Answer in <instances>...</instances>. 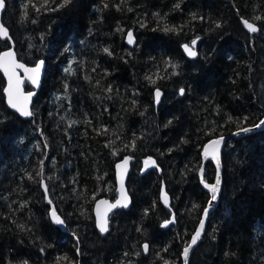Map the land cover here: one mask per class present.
Returning <instances> with one entry per match:
<instances>
[{"label":"trees","instance_id":"1","mask_svg":"<svg viewBox=\"0 0 264 264\" xmlns=\"http://www.w3.org/2000/svg\"><path fill=\"white\" fill-rule=\"evenodd\" d=\"M62 2L5 0L1 16L18 61L43 62L44 76L24 121L7 107L0 74V264H183L210 201L200 170L215 183L204 146L264 120V0ZM193 41L190 60L182 46ZM124 158L131 206L101 235L93 205L116 200ZM150 159L156 169L142 174ZM221 165L188 264H264V129L227 141ZM42 182L64 231L50 221Z\"/></svg>","mask_w":264,"mask_h":264},{"label":"water","instance_id":"2","mask_svg":"<svg viewBox=\"0 0 264 264\" xmlns=\"http://www.w3.org/2000/svg\"><path fill=\"white\" fill-rule=\"evenodd\" d=\"M4 10H5V7L3 9H0V21H1V16L4 13ZM244 21L245 20H241V24H242L243 28L245 29V31L248 34H250V35L256 34L257 31H258V29H257L256 32L249 31L248 28L245 27ZM0 25H2L1 22H0ZM128 39L129 38H128V34H127L126 39H125V43H126V45L129 48H133L135 46V40H134L133 35H132V41H133L132 43H129L128 42ZM0 41L1 42H9V44H10V49H7V50L3 51L2 53L7 52V51L13 52L16 62L18 64L23 65V67L16 68L15 69V74H16V77L19 80V93L21 94L22 101H23V98L24 97H28V94L29 93H32L31 97L28 98L27 101H26V103H27V109L31 112L32 101L35 98L36 93L40 90L41 85H42V80H43V76H44V64H43V62H38L35 66L27 67L24 64H22L21 62H19L18 59H17V57H16L15 51H14V45L11 42V39L9 37V32H8V36L6 38H0ZM195 42L196 43L193 44L194 46L197 44V41H195ZM185 45L182 46V52L184 53V55L186 56V58H188L190 60L195 59L196 56H197L196 51H194L191 46L187 45L193 52H195V55L194 56L188 55V53L185 51V48H184ZM37 65H40V68H39V78H38V82L34 84L32 82V78L34 77L35 74L32 73V72H26L25 69H35L37 67ZM0 74L2 75V77H3L4 81H5V87H4V89H5V88L8 87V77L4 74V72L2 70H0ZM25 83H27L30 86V88L32 89L31 92H25V89H24ZM156 93H157V91L154 92V105H155L156 108H158L159 105H160L161 99H162V95H161V93L159 91V94L160 95H159V98L157 99ZM3 94H4V97H5V103H6L7 107L9 108V110L11 112H13L14 114H16L21 120H24V121L30 120L32 118V115L31 116H22L19 111H17L15 108L11 107L9 105V103H8V97H7V95H6V93H5L4 90H3ZM248 129H250V131H248V132L237 131V132H234L233 134H230L228 136L220 137L218 139L212 140V141L220 140L221 142H220V144L218 146L217 145H213L211 143L212 141L209 142L208 144H206L204 146L203 151H202V157H203V159L210 160L213 163V165H214V167L216 169L215 183H216V179H217V160L216 159H213L214 150H217L218 149L217 155H218V160H219L220 185H221V175H222L221 154H222V150L224 148L225 143L227 141H229V140L238 139V138H241V137L246 136L248 134L254 133L255 131H261V130L264 129V126H261V127H253V128H248ZM206 148H207V152H206ZM125 161H127L126 164H125ZM146 161H148V164L146 165L145 162L143 163L142 169H141L142 174L147 173L149 170L156 169V163H155V161L153 159L146 160ZM130 162H131L130 158H124L123 160H121L120 162H118L115 165V182H116V192H117V198H116V200L113 201V202H111V201L106 200V199H99L93 205V216H94L95 228H96V230L101 235H106L107 234V232H108V226H109V217H110V215L115 210H125V211H128L129 208H130V206H131V200H130V197L128 195L127 189H126V183H127V179H128V175H129V171H130ZM118 165L120 167H117ZM199 176H200V180L203 181V172L201 170L199 172ZM220 185H219V191L216 193V199H217V197L220 194ZM201 186H202L203 190H205L206 192H209L210 201H209V203L207 205V208H206V209H208L207 215H205V211H204V213L202 215V218H201V220L204 221V226H203V229L201 231V234H200L199 239L196 241L195 244H192V238L196 234L197 230L200 228L201 221L198 224L195 233L192 235V237H191V239L189 241V245H191V247L189 249V253H188V256H187V264H188L189 257L191 255V253L194 251V249L199 245V243L201 241V238H202V236L204 234V231H205L206 220H207L209 214L212 213V211L215 209V206H216V199L215 200H212L213 193L210 192L209 189L205 187V183L204 182L201 183ZM41 190H42V192H43V194L45 196L46 204L50 208V210H49V218H50V221L52 222V224L55 227H57L60 230L64 231L65 230L64 223H62V224H56L53 221L52 212L55 211V209L50 204V202L48 200V197H47V189H46V186H45V183L44 182H42V184H41ZM162 194L167 197V205L165 204L164 199L162 198ZM125 197H126V199H125ZM117 201H120L121 203L120 204H117ZM125 202L127 203V207H123L122 206V204L125 203ZM160 203L162 204V206L164 208H169V206H170V199H169V197L165 193H161V195H160ZM110 205H117V206L114 207V208H111L109 210V206ZM55 213H56V211H55ZM98 213L100 214L101 217H104L107 220V231H105V232H101L100 231V228L97 226ZM105 213H106V216H105ZM56 215L58 216L57 213H56ZM169 221H172V223L168 224L167 227H164V228H168V227H170L171 225L174 224V215L173 214L171 215ZM143 249H144V253L146 254L147 251H145L144 246H143ZM183 253H184V251H183ZM182 261H183V264H185L184 254H182Z\"/></svg>","mask_w":264,"mask_h":264},{"label":"snow or ice","instance_id":"3","mask_svg":"<svg viewBox=\"0 0 264 264\" xmlns=\"http://www.w3.org/2000/svg\"><path fill=\"white\" fill-rule=\"evenodd\" d=\"M49 2V0H44V5H47ZM69 3H71V0H63V2L61 4L58 5V7H65L67 6ZM5 7V0H0V9H3ZM55 11L56 9H50ZM37 11H39V9H37ZM257 19H259V17H257ZM245 27L248 28L249 31L251 32H256L257 31V27L254 26L253 24L249 23L248 21H244ZM165 32L168 31H173L174 29H170L165 27L163 29ZM8 36V31L7 29L3 26L0 25V38H6ZM128 42L132 43V33L129 32L128 33ZM196 42L193 41V44H195ZM185 51L188 53V55L190 56H194L195 52H193L187 45L184 46ZM108 49H105V52H107ZM23 67V65L18 64L15 60L14 57V53L11 51H7L4 53H0V70H2L4 72V74L8 77V87L4 89L7 97H8V103L11 107L15 108L17 111L20 112V114L22 116H31L32 113L27 109V99L31 97L32 93L28 94V97H24L23 101L21 98V94L19 93V80L16 77L15 74V69L16 68H21ZM39 68L40 65H37V67L35 69H25L26 72H32L34 73V77L32 78V82L35 84L38 82V78H39ZM70 69H65V71H69ZM183 89H181V94H183ZM157 95V99L159 98V91H157L156 93ZM264 126V120H262L260 122V124L256 125L255 127H261ZM241 131L243 132H248L250 131V129L248 128H244L241 129ZM220 140H216V141H212L211 143L213 145H219L220 144ZM217 150H214L213 153V159L217 160V179H216V183L209 185L207 183H205V187L209 189L210 192L213 193L212 195V200L216 199V193L219 191V185H220V171H219V160H218V155H217ZM206 152H207V148H206ZM127 163V161H125V164ZM145 164H148V161H145ZM117 167H120L119 165ZM203 169H201L202 171ZM203 182V181H202ZM162 198L164 199L165 204L167 205V197L165 195L162 194ZM126 199V197H125ZM120 201H117V204H120ZM117 205H110L109 206V210L111 208L116 207ZM123 207H127V203H123L122 204ZM207 211L208 209H205V215H207ZM106 216V213H105ZM52 218L53 221L56 224H62L63 221L60 219L59 216L56 215L55 211L52 212ZM172 223V221H166L164 225H162V227H167L168 224ZM97 226L100 228L101 232H105L107 231V220L104 217H101L100 214L98 213V218H97ZM204 226V221L201 220V225L200 228L197 230L196 234L193 236L192 238V244H195L196 241L199 239L201 231L203 229ZM191 245H188L184 248V257H185V264H187V256L189 253V249H190ZM145 251H147L148 245H144Z\"/></svg>","mask_w":264,"mask_h":264},{"label":"rangeland","instance_id":"4","mask_svg":"<svg viewBox=\"0 0 264 264\" xmlns=\"http://www.w3.org/2000/svg\"><path fill=\"white\" fill-rule=\"evenodd\" d=\"M197 43H198V41H197ZM10 45V44H9ZM197 45V44H196ZM196 45L194 46L193 45V43L191 44V45H189V46H191L192 47V49L194 50V51H196ZM197 53V52H196ZM130 164H131V162H130ZM129 173H130V171H129ZM129 176V175H128Z\"/></svg>","mask_w":264,"mask_h":264},{"label":"flooded vegetation","instance_id":"5","mask_svg":"<svg viewBox=\"0 0 264 264\" xmlns=\"http://www.w3.org/2000/svg\"><path fill=\"white\" fill-rule=\"evenodd\" d=\"M17 57V56H16ZM25 84H27V83H25ZM28 85V84H27ZM29 86V85H28ZM30 87V86H29Z\"/></svg>","mask_w":264,"mask_h":264},{"label":"bare ground","instance_id":"6","mask_svg":"<svg viewBox=\"0 0 264 264\" xmlns=\"http://www.w3.org/2000/svg\"><path fill=\"white\" fill-rule=\"evenodd\" d=\"M2 53V52H1ZM249 135V134H248Z\"/></svg>","mask_w":264,"mask_h":264}]
</instances>
